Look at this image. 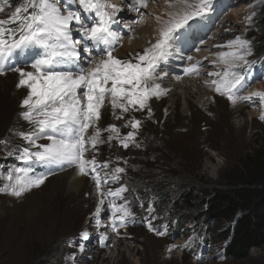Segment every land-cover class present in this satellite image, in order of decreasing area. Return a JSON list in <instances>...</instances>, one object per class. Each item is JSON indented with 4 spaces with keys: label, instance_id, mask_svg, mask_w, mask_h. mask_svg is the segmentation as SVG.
<instances>
[{
    "label": "rangeland",
    "instance_id": "rangeland-1",
    "mask_svg": "<svg viewBox=\"0 0 264 264\" xmlns=\"http://www.w3.org/2000/svg\"><path fill=\"white\" fill-rule=\"evenodd\" d=\"M113 2L117 8L122 6L123 10L127 9V14L134 13L128 7L130 0L124 2L127 8L122 0ZM263 2L264 0H226L214 3L206 26L197 29L187 45H172L171 54L157 70V75L160 70L167 75L156 82L149 81L150 84H159L164 94L151 96L146 101L145 108L137 111L135 109L139 108V104H136L129 106L128 112H122L119 108L113 109L111 97L106 96L100 109V120L94 121L87 133L90 136L96 128L101 129L100 140L103 142L98 143L95 149L88 146L85 156L89 160L95 157L97 161L107 162L112 171V167L124 169L123 174L119 175L120 180L113 179L108 184V190L116 192L121 188L119 183H125L127 191L114 196V203L126 205L123 204L122 196L127 197L135 208L140 209L139 220L135 211L126 205L131 215L125 221L127 228L119 232V235L111 231L110 219L104 222L107 228L94 226L93 222L99 219L94 218V213L101 199L100 193L84 175H81L85 179L84 186L75 191L69 184V175L72 171L77 172V169L65 166L63 168L68 169L67 171L54 174L40 187L33 188L20 197L11 195L10 190L0 191V264H264V245L253 249L243 260L228 259L222 262L221 248L227 243L217 234L224 232L230 224L221 223L218 231H212L214 227L210 226L206 234L204 225L192 220L193 207L182 206L179 199L184 190L183 185L186 190L189 187L185 197L199 196L201 190L214 187L225 171L242 159L264 153V123L260 120L263 108L260 104H253L260 103L259 99L251 102L238 99L236 103H232L226 96L215 94L211 81L218 80L219 77L208 75L209 72H223L225 65L220 61L219 53L232 49L218 46L226 45L236 37L250 42L252 55L247 57L249 61L264 53L263 38L259 34L255 38L250 35L255 15ZM150 5L154 14L149 11ZM12 11L14 9L11 6L6 7L5 12L0 13V19L8 17ZM141 11L143 12L138 13V19L131 14L126 16V19L133 21V26L129 27V21L113 25L118 37L117 43H114L113 55L121 61L138 62L137 54H143L144 49L150 47V42H155L154 36L157 38V31L161 26L150 22L144 27V22L156 15L167 20L166 13L170 9L165 0H148V7ZM249 15L252 16L251 21L246 19ZM143 27L151 32L157 28V31H154V36H147L151 39L146 41L145 46H137L117 56L115 52L123 49L119 45L120 41L135 38ZM202 49L216 55V60L202 56ZM93 57L96 60L105 58L102 54ZM188 57L192 59L189 60ZM84 61L87 69L94 66L87 60ZM193 65H197V71L185 74L184 70ZM239 69L235 71L239 72ZM246 76L238 95L241 96L248 88H263L264 92L263 69L248 68ZM18 79L15 72L0 76V140L9 141L7 147L0 145V176L11 170L5 162L12 160L9 149L13 152L23 141L16 133L32 129L19 115L23 111L20 103L27 96L28 90L16 87ZM185 79L198 81L199 86L192 89L191 84H183ZM197 89H201L200 92L205 93V96L213 97L209 104H199ZM123 113H126L127 122L135 119L140 121L138 135L128 148H119L114 139L108 141L109 135L116 137V134L104 131L109 125L119 127L120 119L116 117ZM46 142L39 140L38 144ZM138 142L144 144L142 150L137 146ZM144 156L154 158L151 161L155 162V168L156 162L159 163L160 173L170 179L169 185L165 183L166 179L153 180L147 167L141 169V159L144 160ZM22 167H26L24 163L20 168ZM103 172H108V166L103 168ZM5 183L6 180L0 179V187ZM155 183H164L158 185H164L170 195L159 203L162 208L160 212L153 211L152 215L167 221L169 231L182 234L181 238L174 239L173 242L169 237L164 238L148 230L149 222L159 230L153 223L157 217L148 212L151 199L156 201L152 191L158 186ZM146 192L153 194H143ZM196 202L195 199L192 204ZM101 211H106L105 207L101 206ZM81 233H89L90 238L96 242L97 236L99 242L94 243L90 239V244L81 251V243L78 245ZM104 241L106 243L103 247ZM200 242L206 244L199 255L201 261L196 262L192 256L194 250L184 249L190 246L194 248ZM173 245L176 247L169 251Z\"/></svg>",
    "mask_w": 264,
    "mask_h": 264
},
{
    "label": "snow or ice",
    "instance_id": "snow-or-ice-1",
    "mask_svg": "<svg viewBox=\"0 0 264 264\" xmlns=\"http://www.w3.org/2000/svg\"><path fill=\"white\" fill-rule=\"evenodd\" d=\"M165 2L170 9L166 13L168 19L155 17L161 25L158 36L154 43L150 42V47L144 49L143 54H137L138 62L135 63L121 61L113 55L114 42L118 38L113 25L120 23L117 17L123 9L109 5L107 0H22L7 19H0V76L15 72L19 76L16 87L27 88L28 94L20 103L23 111L19 115L32 126L31 131L16 133L28 146L18 148L15 154L28 167L8 170L0 176V179L7 181L0 191L10 190L11 195L20 197L40 187L47 175H36L34 165L75 167L78 175L93 174L101 196L94 218L101 213L105 195L119 196L127 191L126 187L116 192L109 190L107 194L101 191L102 180L95 157L89 160L85 156L88 146L95 149L98 143L103 142L100 140L101 129L96 128L90 136L87 133L94 121L100 120V109L106 96L111 97L113 109L128 112L129 106L136 104H139V108L135 109L137 111L145 108L151 96L160 94V85L150 84L149 81L163 79L167 75L163 70L157 75V70L171 54L172 45H187L197 29L206 26L213 6V0ZM9 6V0H2L0 13ZM128 7L133 12H140L148 7V0H130ZM246 19L251 21L252 16ZM74 33L79 38L74 39ZM218 47L232 50L219 53V59L225 65L222 73H208L209 76L219 77L211 81L215 92L226 96L232 103L238 99L250 102L258 98L264 108V93L254 91L246 96L238 95L246 77L235 69L250 67L251 61L247 59L252 55L250 42L236 37ZM94 51L105 58L96 60ZM83 60L94 66L85 70ZM197 65L186 68L185 74L197 71ZM260 119L264 120V115ZM128 123L133 129L140 125L138 120ZM104 131L116 133L115 138H119V129L115 125H110ZM134 138L135 133L128 132L126 137L120 139V143L128 148ZM112 139L114 137L109 135L108 141ZM39 140L47 142L38 144ZM8 143L0 140V145L7 147ZM9 154L14 153L9 149ZM101 167L106 168L107 164ZM113 171L119 174L124 169L117 167ZM112 178L119 179V176L114 175ZM107 182V179L103 181L105 184ZM109 208L111 231L119 235L117 221L120 228L125 227V220L131 212L126 205L112 203ZM148 210L153 211L151 207ZM96 226H101L99 219L96 220ZM148 230L158 236L165 235L164 231L155 229L151 222L148 223ZM81 236L88 239L86 233H81ZM175 247L173 245L169 251Z\"/></svg>",
    "mask_w": 264,
    "mask_h": 264
},
{
    "label": "trees",
    "instance_id": "trees-1",
    "mask_svg": "<svg viewBox=\"0 0 264 264\" xmlns=\"http://www.w3.org/2000/svg\"><path fill=\"white\" fill-rule=\"evenodd\" d=\"M255 16L254 27L250 35L255 38L259 34V37L264 41V2ZM257 46L261 47L259 44ZM263 56L264 53L257 57ZM137 145L140 150L144 147L143 143L138 142ZM149 157L144 156V160L141 159V169L147 167L148 170H146L153 180L166 179L163 177V173H160L159 163L156 162L157 167L155 168V162L151 161L154 158ZM169 182L170 179L167 178L165 183L169 185ZM215 183L214 187L203 189L199 196L194 197L190 195L185 197L188 195L189 187L186 190L183 185L184 190L179 199L183 203L182 206L193 207L192 220L202 223L206 230L211 226L214 227L212 231L215 229L218 231V226L221 223L230 224L224 232L217 236L223 240L230 239L224 249L227 260H243L253 249L261 248L264 245V153L248 157L246 160L242 159L234 167L225 171ZM152 191L156 197V201L151 199L153 210L159 213L162 209L159 207V203L165 201V198L170 195V191L164 189V185L155 186ZM143 194L151 196L153 193ZM139 196H141L140 192ZM195 199L197 202L192 204ZM170 214L173 213L170 212ZM203 221L206 222V225Z\"/></svg>",
    "mask_w": 264,
    "mask_h": 264
},
{
    "label": "bare ground",
    "instance_id": "bare-ground-1",
    "mask_svg": "<svg viewBox=\"0 0 264 264\" xmlns=\"http://www.w3.org/2000/svg\"><path fill=\"white\" fill-rule=\"evenodd\" d=\"M111 3H114V2H111ZM152 6L150 5V7H149V9L151 8ZM153 9V8H152ZM142 10V9H141ZM154 10V9H153ZM150 12H152L153 14H154V12L150 9L149 10ZM140 12H143V11H140ZM140 12H134V13H128V14H131V15H133L135 18H137L138 19V17H139V14L138 13H140ZM161 12V11H160ZM125 14H126V16L128 17V14H127V12H125ZM159 14V13H158ZM156 15V14H155ZM119 18H120V16H118ZM126 17V18H127ZM156 17H157V15H156ZM125 21H129L128 22V24H130L129 26H133V24H131V23H133V21H131V20H129V19H125V20H123V22H125ZM150 22H152V24H153V22L154 23H156V25H160V24H158L157 22H156V19H155V17L154 18H151V19H149L148 18V20L146 21V22H144L145 24H144V27H146V26H148L149 25V23ZM144 27L142 28V30H141V32L140 33H137V35H136V37L135 38H132V39H129V38H126V39H124L122 42L120 41V43H119V45H121L122 47H123V49L122 50H117V52H115V54L118 56V55H122L124 52L123 51H128V50H132V49H134V48H136L137 46H145V43H146V41L148 40V42L150 41V39L151 38H147V36H154L155 35V33L156 32H154V31H157L155 28V30L153 31V32H151V31H149V30H144ZM157 27V26H156ZM158 32V31H157ZM158 36V35H157ZM154 39L156 40V35L154 36ZM153 39V40H154ZM147 44V43H146ZM206 45V44H205ZM204 47V46H203ZM200 54H202V56H204L205 55V57H208V58H211V59H213V60H216L215 58L217 57L216 55H211V54H209V53H207V51H206V49L203 51V49H202V51H201V53ZM195 56H197V55H195ZM200 56V55H199ZM174 77V76H173ZM157 80V79H156ZM156 80H155V82H156ZM175 81V80H174ZM180 82V81H179ZM182 82H184L183 84H191V86H192V89H194V88H197L199 85H198V81H192V80H189V79H185V80H183ZM163 84V83H162ZM260 85V84H259ZM261 86V85H260ZM203 89V88H202ZM249 90H246L245 92H244V96H246V95H249L251 92H254V91H258V92H262V93H264L263 92V88H261V89H253V88H248ZM163 91L164 90H162L161 89V92H160V94L159 95H161V94H164L163 93ZM188 91H189V89H188ZM196 91H198V96H197V98H198V102H199V104L200 105H207V104H209V102H210V100L211 99H213V97H211V96H208V95H206L205 96V93H203V92H200L201 91V89H197ZM202 93V94H201ZM255 99H258V98H254L253 100H255ZM252 100V101H253ZM251 102V101H250ZM253 104H260V103H253ZM69 184L74 188V190L75 191H78L79 189L81 190L82 189V187L84 186V181H85V179L81 176V175H78L77 174V172L76 171H72V172H70V175H69ZM89 238H90V234H89ZM91 241H93V239H91Z\"/></svg>",
    "mask_w": 264,
    "mask_h": 264
}]
</instances>
